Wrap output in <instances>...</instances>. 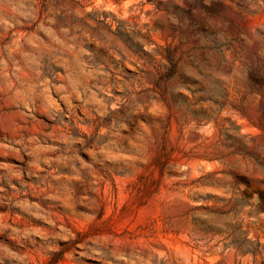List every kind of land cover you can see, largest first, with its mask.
Listing matches in <instances>:
<instances>
[{"label":"rangeland","instance_id":"rangeland-1","mask_svg":"<svg viewBox=\"0 0 264 264\" xmlns=\"http://www.w3.org/2000/svg\"><path fill=\"white\" fill-rule=\"evenodd\" d=\"M0 264H264V0H0Z\"/></svg>","mask_w":264,"mask_h":264}]
</instances>
